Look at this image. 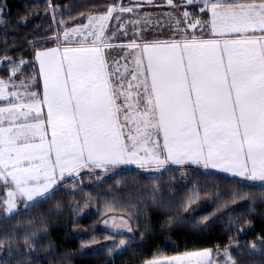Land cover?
Masks as SVG:
<instances>
[{
  "label": "snow or ice",
  "instance_id": "6c2138e0",
  "mask_svg": "<svg viewBox=\"0 0 264 264\" xmlns=\"http://www.w3.org/2000/svg\"><path fill=\"white\" fill-rule=\"evenodd\" d=\"M203 2L199 11L210 12V19H197L189 26L207 24L216 37L236 38L185 34L179 40L145 43L146 70L137 58L136 68L129 71L125 66L124 74L119 61L113 62L115 71H109L101 47L37 52L44 78L39 103L48 108L51 140H45L43 123H18L21 116L28 118L25 109L37 108V102L0 107V180L13 184L9 199L0 202L7 215L15 213L17 195L27 202L45 198L57 184V170L63 178L89 166H154L159 172L168 164H194L264 186V0L227 6L224 0ZM167 3L172 5L173 0ZM132 10L119 8L121 13ZM114 11L116 7L110 6L105 14L90 15L88 24L65 30L64 38L74 35L85 44L89 37L93 45L103 42L104 21ZM190 15L183 13L186 19ZM120 47L140 46L132 41ZM17 70L18 66L13 75ZM128 75L143 80L133 86L126 82ZM3 85L0 80V97ZM10 95L19 99L16 92ZM154 134H162V145L152 139ZM36 136L39 144L28 142ZM147 264H213V260L211 250L204 249Z\"/></svg>",
  "mask_w": 264,
  "mask_h": 264
},
{
  "label": "trees",
  "instance_id": "16d2710c",
  "mask_svg": "<svg viewBox=\"0 0 264 264\" xmlns=\"http://www.w3.org/2000/svg\"><path fill=\"white\" fill-rule=\"evenodd\" d=\"M119 1L0 0V77L8 78L11 67L24 61L20 76L31 77L38 89L36 52L54 43L42 36L51 17L47 11L68 25ZM71 177H63L45 198H22L10 216L0 203V264H144L164 255L226 247L233 248L235 264H264L261 183L191 164L159 174L127 168L101 179ZM7 186L0 180V202L7 200ZM106 208L129 216L135 234L98 229ZM79 229L86 233L80 235Z\"/></svg>",
  "mask_w": 264,
  "mask_h": 264
},
{
  "label": "rangeland",
  "instance_id": "374dc122",
  "mask_svg": "<svg viewBox=\"0 0 264 264\" xmlns=\"http://www.w3.org/2000/svg\"><path fill=\"white\" fill-rule=\"evenodd\" d=\"M224 2H228V3L253 2V0H250V1L224 0ZM255 2H260V0H255ZM196 3H198L199 5H197ZM202 4H204L203 0H193L191 4H189L187 0H173L172 5H169L167 3V0H122L117 3H112L110 6H115L117 11H114L112 13V16L110 19L104 21L105 38L103 42L113 43L114 41L115 44H118L126 40L127 41L131 40V42L135 41L136 44H138V42L141 43L143 41H148V40H167V39H173V38L174 39L181 38L185 34L189 36H191L192 34H195L197 38H201L205 34L206 31L210 30V27L207 24H202V25H198L195 29H193L189 25L197 19L201 21L207 20V15L209 14V12L202 13L199 11L202 8L201 7ZM110 6H108L106 9L101 10V11H96L90 14H85L82 18L79 19V21L75 23H70L68 25L65 23L63 24L62 22L60 23L56 22L55 21L56 18L54 20L52 17L53 11L52 9H50L49 11L51 13L49 11L47 12L51 15V17L49 20H47L48 22L46 23L45 30L42 32V36H43V39L44 38L46 39L49 36L50 38H54V43L48 44L47 47H45L44 49L53 48V47L61 48V47H65L68 45H74V44H85L81 42L80 37H77L74 35H70L69 38L66 40L63 35L65 30H70L72 28H77L85 24H88L89 22L88 17L90 15L100 16L102 14H105ZM120 7L132 8L133 10L131 12L121 13L119 11ZM56 10L58 9L56 8ZM185 11L191 13V15L187 19L183 16V13ZM54 21H55V24H53ZM177 21H179V24H177ZM50 22L51 24H48ZM60 24H62V29L58 31V27L61 26ZM90 30L91 29H89V31ZM96 30L97 31L99 30L98 24L96 25ZM57 36H59V39L56 38ZM109 37H111V39H109ZM91 39L92 38L89 37V43H91L90 42ZM98 43H102V42H98ZM35 61H36V57H35ZM17 66H18V70L13 75V69L17 68ZM21 67H22V64L18 63L11 67V72H12L11 76H9L8 78L0 77V80L4 81V85L2 86L3 94L5 93L6 88L8 90H11L10 85L16 87L18 84H19L18 88L21 89L20 92H18L19 99H21V97L24 98V96L26 95V92L30 93L29 91H32V92L39 91V88L37 89V87H35V85L31 83L32 81H29L31 77L28 78L29 79L28 80L26 77L20 76L22 75ZM37 70H38V67H37ZM38 76H39V72H38ZM13 98H16V97L12 96L11 99ZM34 100H37V99L35 98ZM4 103H5L4 97H0V104H4ZM6 103H9V102L6 101ZM191 165H194V164H191ZM172 166L178 167V166H183V165L169 164V166L167 167H172ZM196 166L201 167V169H205L200 165H196ZM127 168L129 169V168H135V167L130 166V165L128 166L117 165V166H111V167L109 166V168L107 167L106 169L105 168L97 169L93 167V169H85L83 171H79L78 174L72 173L69 176H72L71 177L72 179L78 180L84 174H93L94 176L95 175L99 176L97 177V179H101L111 174V172L113 173L119 169H127ZM136 168L145 174H159L164 169H166L164 168L158 172L154 170V166L152 169H139L138 167ZM208 170H213L216 172H220L223 174L233 176L230 173H225L223 171H220L219 169H208ZM254 182L261 183L260 181H254ZM5 184H8L7 190H6L7 193L10 190H13V184L10 181H8ZM9 186H12V189H9L8 188ZM56 186L57 184L54 185L53 187H56ZM8 199L9 197L7 194V200ZM21 201H22V198L18 197L17 195L14 201L17 206L16 210L19 209L21 205ZM101 215H102L101 219L98 223V229L105 230L110 233L119 234V235L132 236L135 234L134 227L132 225V221L129 216L120 214V213H115L113 208L104 209ZM78 233L80 235H84L86 232L83 229H79ZM125 245H126V242H124L123 245H120L121 246L120 248H123ZM200 250H204V249L192 250V251H186V252H193V251H200ZM210 250L212 252L213 264H235L233 257H232V252H233L232 247L217 248V249H210ZM183 253L185 252L172 254V255H164V256L156 257L154 259H161L163 257L176 256V255H180ZM149 261H146L144 264H147V262Z\"/></svg>",
  "mask_w": 264,
  "mask_h": 264
},
{
  "label": "crops",
  "instance_id": "0c3cea01",
  "mask_svg": "<svg viewBox=\"0 0 264 264\" xmlns=\"http://www.w3.org/2000/svg\"><path fill=\"white\" fill-rule=\"evenodd\" d=\"M237 3H250V2H237ZM228 4H230V3L224 2V5L223 6H227ZM201 7L203 8L204 7V4H202ZM210 16H211V13L209 12V14L207 15V20L206 21H208L210 19ZM255 35L258 36V35H260V33L257 32ZM203 36H202V38H204V39H212V38H221V39H224V38H236L234 35L233 36L216 37L213 34H211L210 30L206 31ZM181 38H175V39L179 40ZM173 39H167V40H148V41H143L141 43L138 42L137 45L140 46L138 48H126V47L125 48H122V47H120L121 45H129L131 43V40L127 41L126 39H125L126 41H123L122 43L120 42L118 44H115L114 41H113V43H110V42H102V43H97L95 45H93L92 43H86V44L68 45V46H65V47H67V48H80V47H93V46L101 47L103 49V55L106 57V59H107V61L109 63V71H115V65H114L113 62L114 61H119L120 74H124L125 66L129 69V71H131V70H133V69L136 68L135 60L137 58H139V59L142 60V70H146V68H147V55L143 52V45L145 43L152 44L154 42L171 41ZM106 45H111V47H108ZM65 47H61V48H58V49H60V51L62 53V51H63V49ZM54 48H56V47L47 48V49H54ZM47 49H41V50H38L37 52H43V51H45ZM37 52H36V54H37ZM112 52H114V53H112ZM124 57H126V59ZM36 64H37L38 72H39V81H40L39 91L38 92L29 91L30 93H27L26 92V95L24 96V98L21 97V99H16V98L11 99L12 96L10 95V93H12V92L18 93V92H20L21 89L18 88V85L19 84L16 87L10 85V89L11 90H8L6 88V91L3 94L5 103L4 104H0V107H8V106H10L13 103L31 104L34 101L37 102L39 104V106L37 108L32 109L31 111H29L28 109H25V111L28 112V118L25 119L23 116H21L19 118V120H18V123H20V124H24V123H30V124L43 123L45 125V129L44 130L47 132V136L45 137V140L50 141L51 140V128L47 126V112H48V108H47V105L46 104L39 103V102H42L43 101V97H44V78H43V75L41 74L40 63L37 60V57H36ZM114 79H115V77H114ZM149 79H150V77H149ZM142 80H143V77H138V80H132L130 75H128L127 78H126V82L127 81H131V83L133 84V86H135L137 83L141 82ZM141 91H142V89H141ZM32 93H35L36 95L34 97L33 96H30V94H32ZM8 95H9V97H8ZM133 95H135V92L133 93ZM35 98L37 100H34ZM122 99L123 98H121V100ZM6 101L9 102V103H6ZM2 126H7V124L5 123ZM152 139L153 140H157L158 139L159 140V143L161 145L163 144L162 134L159 135V136H156L154 134L153 137H152ZM28 142L29 143H32V144H39L41 141L39 139V136H36L35 138L30 139ZM148 147H151V144H149ZM141 154H143V153H141ZM53 159H54V155H53ZM121 166H124V165H121ZM126 166H128V165H126ZM130 166H133L135 168L137 167L136 165H130ZM167 166H169V164L166 165V167ZM108 168H109V166H108ZM85 169H93V167L89 166V167L81 168V169H79V171H83ZM66 176H69V174L68 173H65L63 177H66ZM57 177H58L57 181L59 183L62 178L59 177V171L58 170H57ZM9 189H12V186H9Z\"/></svg>",
  "mask_w": 264,
  "mask_h": 264
}]
</instances>
